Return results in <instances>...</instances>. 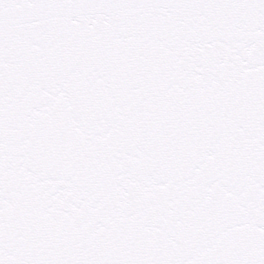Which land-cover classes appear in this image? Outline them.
<instances>
[{"label":"snow or ice","instance_id":"6c2138e0","mask_svg":"<svg viewBox=\"0 0 264 264\" xmlns=\"http://www.w3.org/2000/svg\"><path fill=\"white\" fill-rule=\"evenodd\" d=\"M0 264H264V0H0Z\"/></svg>","mask_w":264,"mask_h":264}]
</instances>
